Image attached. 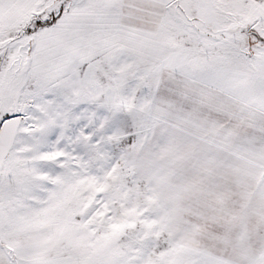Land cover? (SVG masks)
Returning a JSON list of instances; mask_svg holds the SVG:
<instances>
[{
	"label": "snow or ice",
	"instance_id": "6c2138e0",
	"mask_svg": "<svg viewBox=\"0 0 264 264\" xmlns=\"http://www.w3.org/2000/svg\"><path fill=\"white\" fill-rule=\"evenodd\" d=\"M0 264H264V0H0Z\"/></svg>",
	"mask_w": 264,
	"mask_h": 264
}]
</instances>
